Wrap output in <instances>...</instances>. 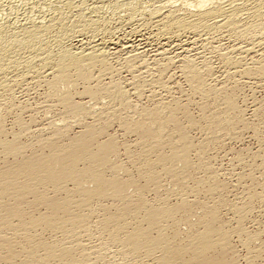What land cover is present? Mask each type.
<instances>
[{"label":"bare ground","instance_id":"bare-ground-1","mask_svg":"<svg viewBox=\"0 0 264 264\" xmlns=\"http://www.w3.org/2000/svg\"><path fill=\"white\" fill-rule=\"evenodd\" d=\"M213 61L222 70L218 83ZM167 66L179 71L197 99L198 120L177 100L158 101L151 108L132 105L134 95L142 97L146 91L155 97L158 90L169 89L164 79ZM120 71L130 77L125 83L116 80ZM262 78L264 0H0V110H14L7 100L15 90L43 88L47 111L60 107L63 124L50 125L45 137L39 131L35 141L32 138L38 148L26 155L33 144L20 138L29 127L14 112L18 132L7 140L0 116V264H236L233 236L248 251L246 262L251 264L264 253V246L253 248L259 236L247 233L243 221L260 196L249 195V202L228 208L236 219L232 229L226 227L219 209L228 206L227 200L219 195L216 172L202 162L208 138L197 146L188 135L197 129L211 142L218 135L236 139L241 127L252 129L256 137L258 127L251 128L238 107L237 83ZM79 87L93 108L74 103ZM261 115L264 123V111ZM87 117L93 118L90 124ZM111 121L156 152L153 161L140 162L138 177L144 186L131 177L122 179L116 171L105 175L110 156L117 152L113 135L106 132L108 137H101ZM72 124L80 130L65 140ZM191 150L196 152L194 168L203 170V179L196 180L194 189L178 188L174 205L164 198L148 203L144 194L159 190L161 175L178 184V175L191 168ZM260 151L257 168L264 191V146ZM7 157L13 161L6 162ZM78 163L85 167L79 169ZM66 182L73 183L66 191L69 198L48 200L37 192L42 187L49 195L58 194ZM86 182L92 187L86 188ZM129 186L135 189L133 195L126 192ZM204 189V197L215 202L198 203L203 214L191 223L186 193L198 195ZM27 194H36L35 203L45 204L47 211L35 215L12 207ZM108 200L112 210L104 204ZM180 222L189 227L183 240Z\"/></svg>","mask_w":264,"mask_h":264},{"label":"rangeland","instance_id":"rangeland-1","mask_svg":"<svg viewBox=\"0 0 264 264\" xmlns=\"http://www.w3.org/2000/svg\"><path fill=\"white\" fill-rule=\"evenodd\" d=\"M151 47L149 46V51H151V53H152L155 50V46L152 45ZM151 53H150V55H151ZM113 64L116 65V61L114 59H113ZM167 67H169V66H167ZM167 67H165L167 71L165 70L166 72H164L165 73L164 79L166 77L165 81L166 80L168 81L167 84L169 86L168 87L169 89L158 90L155 97H150L149 93L146 91L143 92L142 97H137L134 95L133 97H131L132 105L133 104H134V106L137 105L136 107H138V108H140V107L151 108L154 105V103L156 105L158 103V101L171 102L172 100L173 101L177 100V102L180 101L182 104L184 103L183 105H186V106L188 105L187 106L188 112L191 114V116L195 120H198L200 117V116H198L199 110H197L196 105H194L198 102L197 99L195 97L192 98L193 95L189 91V88L185 84V81L182 79V76L180 75L179 71L176 70V68H174L173 66L169 67L170 69ZM213 68H215L214 69L216 72L215 76L217 78V79L214 78V81L216 79V83H218L221 80L220 75H221L222 70H221V67L217 61H213ZM217 69L220 70V73H218L219 71ZM217 74H219V75L217 76ZM129 78H130L129 75L126 72L120 71L119 75H117V77H116V80H118V81L120 80V81L125 83V81H127ZM218 78H220V79L218 80ZM249 81L245 80V82H241V80H240V84L238 85V83H237V88L240 91L237 90V94L239 96L237 95L238 97L236 96V98H237L238 107L243 109V110H241V109L240 110L243 113V114L242 113L241 114L244 117V120L248 121L247 123L250 125L251 128L253 125L256 126V127L253 126L255 128L258 127L257 128L258 135L256 134V137H255L254 131L252 129H250V128L246 129V128H241V127H238V130L236 131V132H238L237 133L238 136L236 137V139H228L227 137L224 138V137L218 135V138L214 139V141L211 142L210 140H212V139L209 138L207 135L202 134L199 130L198 131H199L200 135H198L199 133H198V131H196L197 129L189 130L188 137H189V140L191 141V143L196 144L197 146L199 143H201L203 140H205V138L206 139L208 138L207 141H209L208 142L209 146L207 145L208 149L206 148L207 151L204 152L206 154H203L204 159L202 160V162L204 164H207V166H209V168H211L214 173L216 172L217 182L219 183V186H221V189L219 191V195H221L220 197L223 198L224 201L227 200L225 202L227 203V205L229 207L228 206L227 207H220V209H219V216L221 217L220 219L222 220V222L225 224L226 227L232 229L235 226V221H232V220L236 219L235 213L232 215L231 214L232 211H229L228 208H233L232 206H234L235 204H239V203L244 204L245 201H246L245 203H247V202H249L248 200L250 199V196L252 194L253 195L255 193L259 194L260 198L253 201L252 205L254 207L252 206V208H251L252 210H250L251 212L247 213L246 219L243 221V227L247 233H249V234L255 233L259 236V238H257V240L255 241V243L252 244V246H253V248L254 247L260 248L261 246H264V224H262V223H264V216H263L264 215V203H263L264 202V191H260L261 188L259 185L262 183L261 180L263 179V176H262L260 170L257 168V166L260 163V159H261L260 155H262L261 153L263 151V150L262 151H260V150L263 149V146H264V144H262L263 142L261 143L262 138L264 137V123L262 122L263 116L261 115L264 111V104H263L264 103V78H262V80L261 79L253 80V82H252V80H249ZM256 82H257V84H256ZM170 86H171V88H170ZM37 89H35V88L32 89V87H31V88H24V89L21 88V89L15 90L14 94L11 93V97L14 99H17V100H14L12 98H11L12 100L9 98L7 100L9 103L11 102L10 103L11 106L15 105L12 108L14 110H11V112L9 111L11 115L9 114V112L4 111L3 109H2L3 111L0 110L1 114H2V115L0 114V116H1V118L3 116V118H2L3 119V125L6 129V132H7L6 133V139L7 140H10L12 138L13 133L18 132V128H17L16 124L14 123L15 122L14 121L15 120V113L17 115L16 118L18 117L20 120L23 119L21 121H23V123H25L29 127L28 128L29 132H27L26 134H23V136L21 135L22 137L20 138V140L22 142H25V141L28 142L31 140L30 143L33 144V141H35L34 136H36L37 133H39V131L41 134L44 133L43 136L45 137L50 132L49 131L50 125H54L56 127L57 126L62 127V125H63L62 121H61V119H62L61 118V112H62L61 110L62 109L58 106H54V108L52 107L51 109H48V111H47V108L44 104V100H43V98H41L44 96L43 92H45V91L43 90V88H41V89L37 88ZM241 91H242V93H240ZM25 92H26V94H25ZM80 92H81V88L79 87L78 90L76 91L75 95H73L74 103H80L82 105H87V107L93 108L92 104H94V103L90 102L89 99H87L88 97H85ZM12 94H13V96H12ZM180 94H182V95H180ZM188 95H189V97H188ZM252 97H253V100H252ZM137 98H138V100H137ZM245 98H247V99H245ZM12 101H14L13 104H12ZM253 101H255V102H253ZM104 103H105V101H104ZM28 104H30V105H28ZM189 104H191V105H189ZM23 105H26L27 107L23 106ZM256 110H258V114L255 116ZM20 111H22V112H20ZM45 111H46V113H45ZM12 112H13V114H12ZM6 113H8V114H6ZM9 115H10V117H9ZM131 116H132V114H131ZM6 118H7V120H6ZM89 118L90 117H87L88 120H89ZM27 119H28V121H27ZM90 119H93V118H90ZM250 119H251V121H250ZM88 120L86 121V123L90 124L92 122V120H91V122H90V120L89 121ZM110 120H113V119H110ZM47 122H49V123H47ZM111 123H112V125L110 124L111 126L106 129L105 133L101 137H102V139L105 140V138L108 137V136L106 137V135H105L106 132H107V135H110V136L113 135V138L115 139L114 141L117 143V149H116L117 152L115 153V155L110 156L109 166L105 167L103 170L105 175L110 176L113 171H116L118 173V176L122 177V179H125V177H131L132 180L136 181L135 182L136 185L139 184L140 186H144V182L141 179H139V177H138V168L141 167L140 162H141V160H143L145 158L153 161L156 157V152L149 151L148 147H146L145 145L142 144V142L137 140L134 135L123 134L122 129L119 128L120 126H118V124L115 123V121H111ZM261 123H263V125ZM184 125L186 126L185 123H184ZM70 127L71 128L68 129V134H67V137L65 138V140L72 138L80 130V126H78V125L74 126L72 124ZM32 132H33V134H31ZM29 135H31V136H29ZM203 135L206 137H203ZM220 139H221V141H220ZM36 145H37V143L33 144V146L31 148L26 150L25 154L30 155L31 152L33 151V149L36 150L38 148L37 147L38 145L37 146ZM35 147H36V149H35ZM258 149H260V150H258ZM44 152H46V150H44ZM144 152H148V154L145 155ZM258 153H259V155H258ZM195 156H196V152H194V150H191V152L188 153V159L192 163V165L188 171H185L183 173V175H178V177H177L178 184H175L170 177H167L165 175H161V177H160L161 179H158V182L160 185L159 190L157 189V192H151V191H149L148 193L146 192L144 194L146 201L150 204L155 205V203L156 204L158 203L157 200H159V198H164V199H167L168 204L174 205L178 202L177 201L178 197L175 196L176 192L178 191V188L183 187L182 188L183 191H188V190L194 189V183L196 182V180L203 177V175H202L203 172L201 173V171H203V170L194 168V160H195V164L197 163L196 162L197 159L195 158ZM235 157H237V158H235ZM244 157H246V158H244ZM251 159H253V160L251 161ZM5 161L6 162H12L13 158L7 157L5 159ZM238 164H240V165H238ZM255 164H256V166H255ZM236 165H238V166H236ZM111 166L113 167V169H110ZM77 167L79 169H82L83 167H85V164L84 163H78ZM114 167H116V170L114 169ZM174 167L178 173L182 172V168L180 166H174ZM231 167H232V169H231ZM253 169H254V171H253ZM246 172H248V173H246ZM156 173L162 174L160 169H156ZM241 173H243V174H241ZM258 174L261 176V178ZM256 177H257V179H256ZM231 178L232 179L234 178V179L232 180ZM241 179H244V180H241ZM234 181L237 183H235ZM206 185L209 186L208 183L205 184L204 186L206 188H207ZM254 185H255V187H254ZM84 186L86 188H88V187L91 188L92 184L86 182V183H84ZM72 189H73V183L72 182H66L64 185V189L61 190L60 192H58V194L52 193L51 195H49L48 192L42 187H38L37 192L42 194L48 200H52V199L57 200V199H63L66 197L69 198L70 195L67 194L68 192H66V191H70ZM204 191H205V189L202 190V192L198 195H193L190 193H186V195H189L187 197L185 195L186 202L189 203V206L191 205V207H192L191 210L193 213L191 212V214H188V219L191 223H196L195 221H197L198 217H200L203 214V212L201 211L202 209L199 207L198 203L204 202L206 204L211 205L210 203H213V201H214L212 199H207L206 197H204L205 196V195H203ZM223 191H224V193H223ZM126 192L129 195H133L135 193V189H134V187L129 186L126 188ZM245 192H247V193H245ZM237 193H238V195H237ZM249 193H251V194H249ZM34 195L36 197V194H34ZM34 195L33 194H27V195L21 196L17 200V203L20 202V204L13 205L12 207H20V208L24 209L26 212H31L35 215H40V214L45 213L47 211V206L45 204H42V203L36 204ZM233 195H235V196H233ZM261 198H262V200H261ZM11 204H15V203L13 202ZM104 204L107 207H109L111 210L114 208V206L110 200H108ZM111 204H112V206H111ZM231 204H233V205H231ZM230 205H231V207H230ZM115 206L117 207L118 204H115ZM250 213H251V215L249 216ZM261 214L263 217L261 216ZM94 216H97V215H94ZM98 218L100 219V217H98ZM177 218L179 219V215H177ZM230 221H231V223H230ZM251 221H253V222H251ZM252 223H254V224H252ZM178 228L180 231L179 234L181 233L180 237H179L180 240L185 239V237L189 233L188 225L186 223L180 222V225ZM45 237H49L48 234H45ZM231 246H232L233 254L236 258V264H247L246 258H247L248 251L240 244V242L238 241L236 236L232 237ZM261 248H262V250H264V247H261ZM110 251H114V248H112ZM261 253L262 254H258L259 256H257L251 264H256V263L257 264H264V257H263L264 253L262 251H261ZM114 261L117 263L119 262L117 258H114ZM151 263L152 262H149L148 264H151ZM138 264H144V263L141 262ZM152 264H154V263H152ZM194 264H196L195 261H194Z\"/></svg>","mask_w":264,"mask_h":264}]
</instances>
